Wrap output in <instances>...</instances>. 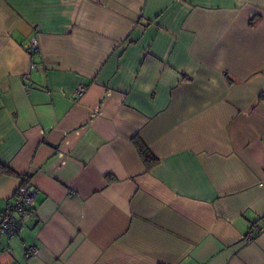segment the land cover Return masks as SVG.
<instances>
[{"label":"crops","instance_id":"crops-1","mask_svg":"<svg viewBox=\"0 0 264 264\" xmlns=\"http://www.w3.org/2000/svg\"><path fill=\"white\" fill-rule=\"evenodd\" d=\"M23 178L0 264H264V0H0V214Z\"/></svg>","mask_w":264,"mask_h":264},{"label":"built area","instance_id":"built-area-1","mask_svg":"<svg viewBox=\"0 0 264 264\" xmlns=\"http://www.w3.org/2000/svg\"><path fill=\"white\" fill-rule=\"evenodd\" d=\"M30 47L33 50H37L38 43L35 37L31 39ZM86 92V87L83 85H77L74 90V99L80 100ZM23 183L15 192L12 200L4 208L0 214V239H12L19 232L18 218H21L27 212L28 205L32 198L36 195V190L32 184L25 178L22 179ZM72 195V193H70ZM246 240L252 241V235H247ZM26 253L33 257L38 255V249L34 245H28Z\"/></svg>","mask_w":264,"mask_h":264},{"label":"trees","instance_id":"trees-1","mask_svg":"<svg viewBox=\"0 0 264 264\" xmlns=\"http://www.w3.org/2000/svg\"><path fill=\"white\" fill-rule=\"evenodd\" d=\"M133 142L137 148L140 157L142 158V161L144 162L146 169L150 170L151 168H153L157 163V159L152 155V153L145 146V144L142 143V141L135 138Z\"/></svg>","mask_w":264,"mask_h":264}]
</instances>
